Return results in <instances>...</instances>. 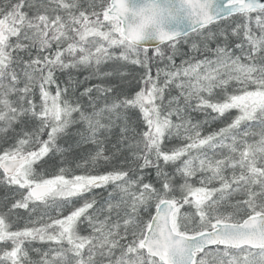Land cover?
Returning <instances> with one entry per match:
<instances>
[{
    "label": "snow or ice",
    "instance_id": "obj_1",
    "mask_svg": "<svg viewBox=\"0 0 264 264\" xmlns=\"http://www.w3.org/2000/svg\"><path fill=\"white\" fill-rule=\"evenodd\" d=\"M168 8L0 3V264H264V0Z\"/></svg>",
    "mask_w": 264,
    "mask_h": 264
},
{
    "label": "clouds",
    "instance_id": "obj_2",
    "mask_svg": "<svg viewBox=\"0 0 264 264\" xmlns=\"http://www.w3.org/2000/svg\"><path fill=\"white\" fill-rule=\"evenodd\" d=\"M128 7L131 9L128 15L135 17L130 27L132 30L139 32L149 31L156 27H163L169 12L167 0H142L135 7H132L130 0H128ZM141 10H143V16H136V13Z\"/></svg>",
    "mask_w": 264,
    "mask_h": 264
},
{
    "label": "water",
    "instance_id": "obj_3",
    "mask_svg": "<svg viewBox=\"0 0 264 264\" xmlns=\"http://www.w3.org/2000/svg\"><path fill=\"white\" fill-rule=\"evenodd\" d=\"M142 0H130V5L132 7H135L136 5H138L139 3H141ZM180 2L181 0H167L168 4L174 5L175 7H179L180 6ZM131 16L129 17V20H131ZM190 26V20L187 19L186 14H184L183 16H178L176 19H172L168 22H166L163 25L164 30L167 31H178V32H184L185 30L188 29V27ZM151 33V39L148 41L149 43H157L158 41H156L155 39V32H153L152 30H149Z\"/></svg>",
    "mask_w": 264,
    "mask_h": 264
},
{
    "label": "trees",
    "instance_id": "obj_4",
    "mask_svg": "<svg viewBox=\"0 0 264 264\" xmlns=\"http://www.w3.org/2000/svg\"><path fill=\"white\" fill-rule=\"evenodd\" d=\"M3 2V0H0V3H2ZM183 47V51H188V46L187 45H183L182 46ZM182 59V57H180V56H177L176 57V62H177V64H179L180 63V60ZM215 127V126H214ZM0 178H2V177H0Z\"/></svg>",
    "mask_w": 264,
    "mask_h": 264
}]
</instances>
